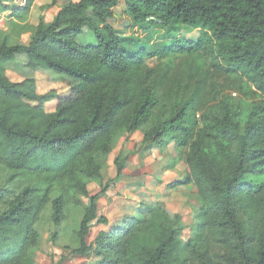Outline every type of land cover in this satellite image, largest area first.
Here are the masks:
<instances>
[{
  "label": "trees",
  "instance_id": "obj_1",
  "mask_svg": "<svg viewBox=\"0 0 264 264\" xmlns=\"http://www.w3.org/2000/svg\"><path fill=\"white\" fill-rule=\"evenodd\" d=\"M8 1L0 0V14L11 9L14 17L0 30V264H36L45 210L51 206L57 224L81 195L89 203L76 257L92 250L99 264H264V0H79L50 23L41 15L28 44L11 35L22 36L38 0L23 9ZM121 3L138 29L200 35L160 54L131 50L111 23ZM85 30L96 44L78 42ZM197 53L212 59V82L240 79L238 99L220 83L206 99L198 100L199 84L185 98L180 81L165 89V72L148 66L151 58ZM18 55L32 71L62 76L69 94H40L35 79L12 82L7 67ZM142 130L147 149L175 143L186 150V178L170 188L195 187L194 234L184 240L181 217L153 204L88 244L94 222L108 225L98 202L109 188L89 195L88 181L102 178L122 137ZM129 158L116 156L117 178Z\"/></svg>",
  "mask_w": 264,
  "mask_h": 264
},
{
  "label": "rangeland",
  "instance_id": "obj_2",
  "mask_svg": "<svg viewBox=\"0 0 264 264\" xmlns=\"http://www.w3.org/2000/svg\"><path fill=\"white\" fill-rule=\"evenodd\" d=\"M51 1L53 0H40V4L36 5L34 14L29 19L28 25L30 27L25 28L21 37L12 34L14 41L22 44L29 43L33 32L32 26L37 25L40 14L44 13L41 9L44 5L50 4ZM55 1L56 7L53 8H61L64 4L77 0ZM8 19L9 17L6 18L5 23L9 21ZM111 23L120 36L128 39V46L131 50L142 47L151 53L160 54L181 37L195 39L200 35L198 30L192 31L186 27H181L172 33L158 29L148 31L146 26L142 30L138 29L134 27L131 19L125 14V6L122 3L116 9V17ZM78 42L84 46L96 44L94 35L88 30H85L78 37ZM26 58L25 55H18L15 61L8 65L7 76L12 82L18 83L26 79H35L40 94L53 91L58 98H63L69 94V89L65 86L62 76L51 71H32L27 67ZM211 62L210 57L197 53L185 56L166 55L162 58H151L148 61V66L150 69L165 72V89L172 87L173 82L180 81L182 85L181 94L185 98H188L193 93L196 84H199L198 100L206 99L211 95V84L220 83L223 84L228 93L234 92L233 97L238 99L239 94L236 89L242 85L240 79L223 77L212 82ZM56 104V101L46 104V111L53 112ZM192 113L193 111L190 112V115ZM143 135L144 130L122 137L105 161L102 178L88 181L89 195L101 193V189L106 185L109 187L107 193L98 202V216H105L108 219V225L103 226L94 222L87 240L88 244L94 243V239L100 231L110 232L118 229L125 217L137 216L142 209L153 204L163 206L172 214L181 217L185 226L182 233L184 240L193 236L196 210L200 206L197 191L193 185L170 188L171 184L181 182L186 178V150L175 143H161L147 149L142 146ZM121 151L130 155V158L124 175L117 178L114 160ZM79 198L81 205L71 204L67 206L62 220L57 224L52 220L51 206L45 210L37 226L40 241L35 250L36 264H99L101 261L92 250L85 257H76L73 254V251L78 247L76 233L84 208L89 203V196L81 195Z\"/></svg>",
  "mask_w": 264,
  "mask_h": 264
},
{
  "label": "crops",
  "instance_id": "obj_3",
  "mask_svg": "<svg viewBox=\"0 0 264 264\" xmlns=\"http://www.w3.org/2000/svg\"><path fill=\"white\" fill-rule=\"evenodd\" d=\"M55 0H53V1H51L50 2V4H52L53 2H54ZM79 0H77V1H75V2H78ZM40 4V0H38L36 3H35V5L33 6V8H32V11H31V14H30V18H31V15H33L34 14V9L36 8V5H39ZM50 4H46V5H44L43 7H45V6H47V5H50ZM54 7H56V6H54ZM54 9H56V12H54ZM60 10V8H51V9H47V10H45L44 11V13L43 14H40V16L42 15L43 16V18H44V21L46 22V23H50L53 19H54V17L56 16V14H57V12ZM41 11H42V9H41ZM43 12V11H42ZM39 16V17H40ZM49 17V18H48ZM11 19H14V17L13 16H11L8 20L10 21ZM5 23V22H4ZM3 25V26H2ZM2 25H0V27L2 26V28H0V30H4L5 31V28H6V25L5 24H2Z\"/></svg>",
  "mask_w": 264,
  "mask_h": 264
},
{
  "label": "built area",
  "instance_id": "obj_4",
  "mask_svg": "<svg viewBox=\"0 0 264 264\" xmlns=\"http://www.w3.org/2000/svg\"><path fill=\"white\" fill-rule=\"evenodd\" d=\"M28 0H10L6 4L10 6L13 9H23L27 6ZM12 16V10L9 9V11L0 14V24H4L7 17Z\"/></svg>",
  "mask_w": 264,
  "mask_h": 264
}]
</instances>
